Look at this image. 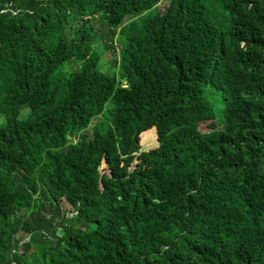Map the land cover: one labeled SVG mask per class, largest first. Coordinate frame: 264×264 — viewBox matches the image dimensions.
I'll use <instances>...</instances> for the list:
<instances>
[{
	"label": "trees",
	"instance_id": "obj_1",
	"mask_svg": "<svg viewBox=\"0 0 264 264\" xmlns=\"http://www.w3.org/2000/svg\"><path fill=\"white\" fill-rule=\"evenodd\" d=\"M163 1L0 0V264H264V0Z\"/></svg>",
	"mask_w": 264,
	"mask_h": 264
},
{
	"label": "rangeland",
	"instance_id": "obj_2",
	"mask_svg": "<svg viewBox=\"0 0 264 264\" xmlns=\"http://www.w3.org/2000/svg\"><path fill=\"white\" fill-rule=\"evenodd\" d=\"M167 2V0H164L163 3ZM162 3V2H161ZM149 12H151V10L145 11L144 13L132 18L130 16L126 17L125 22L123 23V25L127 24L128 22H130L133 19H138L140 20L141 18H143L144 16H146ZM92 25L94 26V23L91 22ZM95 26L97 27L98 24L95 23ZM99 51L101 52V50L99 49ZM102 54V53H101ZM112 55L113 52L112 50H106L103 54H102V64L104 69H110L112 67ZM70 66V64L66 65ZM111 73L113 74H117L119 76V69L117 68H113L110 70ZM206 93L208 95V99L211 101V103L213 104L214 110H215V114H216V120L217 122L220 121V117H221V106H220V102L218 101V98L216 96V94L211 90V88H207L206 89ZM111 108V103L107 102L106 107H105V112L102 114V117H106L108 115V110ZM27 114V108L23 109L21 112V117H25ZM95 122V120H94ZM93 122V124H94ZM206 129V128H205ZM153 132V134L151 135L150 132ZM88 133H91V129L87 130ZM156 131L154 129L152 130H148L145 131L141 134V143L143 145V149H148L152 146H154L156 144ZM63 209L65 211H67L66 213H69L68 211L70 210V206L65 203L63 205Z\"/></svg>",
	"mask_w": 264,
	"mask_h": 264
}]
</instances>
